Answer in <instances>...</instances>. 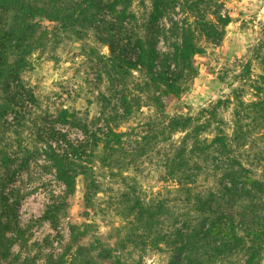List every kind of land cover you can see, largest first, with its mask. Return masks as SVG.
I'll return each mask as SVG.
<instances>
[{"label":"rangeland","instance_id":"374dc122","mask_svg":"<svg viewBox=\"0 0 264 264\" xmlns=\"http://www.w3.org/2000/svg\"><path fill=\"white\" fill-rule=\"evenodd\" d=\"M183 2L179 0L160 23L168 25L170 19L187 16L193 21ZM211 2L213 8L229 13L232 21L221 44L200 39L204 52L195 56L198 75L179 97H163V113L153 101V90L140 89L146 79L143 73L132 71L125 83L118 81L110 66L109 46L98 39L94 29L76 33L42 21L50 34L45 45L30 55L31 67L21 74L26 86L24 103L0 120V149L11 155V169L20 168L23 158L29 157L28 165L16 172L6 189L18 201L25 231L18 236L10 233L15 241L10 255L0 256V264H46L50 254L58 255L72 244L67 257L75 264H116L99 255L104 248L111 249L122 264H168L171 245L164 241L155 245V231L138 226L130 208L137 199L145 204L164 203L169 212L157 228L171 239L182 223L195 222L187 192L193 195L215 189L218 179L210 162L201 158H195L202 167L196 182L180 183L170 174L167 160L181 149L190 129L165 130L154 139L149 136L160 131L171 116H192L197 124L212 120L210 112L217 110L220 124L213 121L211 129L200 135L208 141L218 125L232 139L238 119L245 137L234 139V149L253 175L264 179V112L262 107L257 112L247 107L264 102V0ZM152 4L153 0H130L129 11L136 15L130 25L142 33ZM166 47L161 36L160 53ZM122 88L137 99L129 115L121 105ZM64 110L72 117L62 120ZM53 126L70 140L84 142L94 153L85 162V173L77 177V190L59 213L57 226L39 220L48 204L61 198L65 190L50 163L39 154L43 147L40 135ZM110 129L121 133L120 142L106 136ZM192 143L191 138L188 148ZM4 170L0 155V175ZM73 224L84 231L82 239L72 240ZM234 258L236 264L244 263L241 253ZM221 264L230 263L225 259Z\"/></svg>","mask_w":264,"mask_h":264},{"label":"trees","instance_id":"16d2710c","mask_svg":"<svg viewBox=\"0 0 264 264\" xmlns=\"http://www.w3.org/2000/svg\"><path fill=\"white\" fill-rule=\"evenodd\" d=\"M211 1L184 0V6L194 16L193 21L187 16L182 20L170 19L167 25L161 24V19L179 0H153V9L142 33L138 27L130 25L132 19L136 20V15L129 11L130 0H0V93L3 97L0 120L24 103L26 86L21 74L31 67L30 55L45 45L50 34L42 24L44 19L55 22L57 28L76 33L94 29L98 39L109 46L110 66L118 81L125 83L132 71L143 73L146 79L139 87L141 90H153V101L163 113V97L168 100L179 97L198 75L195 56L204 52L200 39L221 44L226 27L232 21L229 13L223 14L213 8ZM201 3H204L203 7ZM161 36L167 47L160 53L158 44ZM124 88L120 100L125 115H129L137 99L129 97ZM241 103L244 105L243 101ZM247 107L254 108L256 112L262 107L264 112V102H253ZM210 113L212 120L197 124H194L192 116H171L160 131L149 136L154 139L165 130L190 129L181 149L167 160L170 174L180 183L196 182L202 167L195 158L210 162L218 172L215 189L193 195L187 192L188 202L195 212V222L182 223L175 228L170 239L162 228H157V224L162 222L161 217L169 212L164 203L145 204L137 199L130 212L137 219L138 226L150 233L155 231V245L159 241L171 245L172 255L168 264H221L225 259L236 264L234 256L240 253L244 256L243 264H264V179L255 177L234 149V139L245 137L238 119L232 139L221 125L216 127L210 141L200 138L202 132L211 129L213 121L220 124L217 110ZM61 116L62 120L72 117L65 110ZM91 134L95 136L96 133ZM40 136L43 147L39 154L50 163L65 190L61 198L48 204L39 220L57 226L59 213L77 190V177L85 173V162H90L94 153L93 150L88 151L84 142L70 140L64 131L54 126ZM106 136L120 142L121 133L110 129ZM191 138L193 143L188 148ZM0 155L5 169L0 175V256L7 257L15 236L21 235L25 229L21 225L18 201L13 200V193L6 189L16 172L28 165L29 157L23 158L20 168L11 169L12 157L7 149L1 148ZM71 231L73 241L84 237V231H80L77 224L71 225ZM10 233H15V236ZM72 247L73 244L58 255L50 254L46 264H75L73 258L67 257ZM99 255L122 264L111 249L104 248Z\"/></svg>","mask_w":264,"mask_h":264}]
</instances>
